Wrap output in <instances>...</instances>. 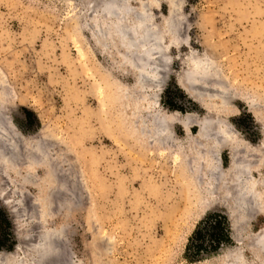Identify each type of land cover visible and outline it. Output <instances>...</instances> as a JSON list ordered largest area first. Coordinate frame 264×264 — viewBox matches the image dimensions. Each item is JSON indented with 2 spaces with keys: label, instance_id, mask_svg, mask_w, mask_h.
Wrapping results in <instances>:
<instances>
[{
  "label": "rangeland",
  "instance_id": "1",
  "mask_svg": "<svg viewBox=\"0 0 264 264\" xmlns=\"http://www.w3.org/2000/svg\"><path fill=\"white\" fill-rule=\"evenodd\" d=\"M100 2L0 0V130L16 139L0 146V264H264V0H129L159 27L169 60L158 85L98 46L88 9ZM191 65L200 102L178 85ZM205 116L250 143V171L226 149L215 171L190 161L192 121ZM162 118L170 141L153 137ZM213 212L231 241L192 258Z\"/></svg>",
  "mask_w": 264,
  "mask_h": 264
},
{
  "label": "bare ground",
  "instance_id": "2",
  "mask_svg": "<svg viewBox=\"0 0 264 264\" xmlns=\"http://www.w3.org/2000/svg\"><path fill=\"white\" fill-rule=\"evenodd\" d=\"M99 1L102 2V3L100 2L101 3L100 6L97 3V5H98L97 7H96V5H94L93 7H90L91 9L90 8L88 9L90 12V16L94 17V18L92 17L93 18L92 28H93V35L96 39V43L98 44V46H100L102 49H104V51H106L108 56H111V57L116 56V58L118 59V63H119L118 66L119 67H121V68L131 67L133 70H135V72H137V74L139 75L138 81L141 82L142 80L144 81L147 78H151V79H153L152 83H155L158 85L161 82L159 79V74H160L159 70H160L162 64H160V63L161 62L167 63L169 59L167 58V55L165 53L166 48H165V45L163 44V42L161 40L162 36L160 35V30H159L158 25L150 22V20H151L150 15L151 14H149L147 12V7H148L147 3H143V2L141 3L140 2L138 4L140 6L133 7L129 4V0H99ZM101 15H102V17H101ZM177 44L178 43L173 42L172 46L175 47V46H177ZM152 59H153V61H152ZM201 59L203 61L204 67L205 66L206 67L209 66L207 68L213 67V62L211 61V59H209L208 57H203ZM145 60H147V61L144 62ZM149 61H152L151 62L152 64H149L150 63ZM194 67H195V65L194 66L191 65L189 70H186V74H184V76L181 79H178V85L191 98H193L197 102L198 101L200 102V99H202V96L199 93H197L196 91H194L193 87L204 86V84L202 85L199 82H196L194 79L195 78L194 72H193V74H192V72H189V71L194 70ZM124 69H123V71H124ZM149 72H150V74L152 73V75H150ZM151 79H149V80H151ZM207 86H230V85L225 82L224 85H221L219 83V85L217 84V85H207ZM194 89H197V88H194ZM128 91H130V90H128ZM226 94H227V92L224 94L222 99L224 100L223 102L227 104L229 102L228 100H230V98H231V95L225 96ZM187 119H189V117H187ZM219 119L220 118H218L216 120H213L210 118H207L205 120L204 119L203 120L193 119L192 123L199 128L198 133L192 138V141L196 142V144H197L196 149H198V150L196 151V153L194 151L196 157L194 155H192L193 160L190 157V161H195V165L200 163L201 166H204V167L206 166V168H209L210 171H212V170L215 171L216 170L215 168L218 169V166L214 162L212 155L218 154L219 152H222L224 149H226V150H229L231 157H232V162H233L232 168L235 169L236 171L240 172V174H242L241 172H243L245 174V171H248V170L250 171V169L253 166L252 159H251V157H252L251 156L252 155L251 148L252 147H251L250 143L245 141L242 137L238 136V134L235 132V130L232 131L233 130V129H231L232 127H230L225 122L222 124V128L219 127L220 130H218L217 127H209L210 122L216 123L217 121H219ZM189 120L179 121V123L184 128H188L189 122H187V121H189ZM3 122H4V120H3ZM3 122L1 123L0 129L2 127H4V128L6 127L5 130L7 131L8 127L4 126L5 122L4 123ZM169 122L170 121L165 120L164 118H162L160 120L159 123H160L161 131H160V133L155 132L156 134H154V136H153L154 139L159 140V141H164V139L170 141V140L174 139L173 132H170L167 130ZM220 123L221 122H219V125H220ZM2 124H3V126H2ZM4 128H3V130H4ZM11 128L12 127H10V125H9V130H11ZM3 130H0V146H2V143H3V142H1V140L6 141V139H8L6 137H9V139H8L9 143L6 141V144H8V146H10L11 149L12 148L14 149L15 145L13 146V139H14L15 135H14L13 131L11 130V133H13L12 136H9V134L7 136V135H5ZM213 130H214V132H213ZM165 131H168V132L165 133ZM1 133L3 134L2 136H1ZM14 141H16V139H14ZM41 147H43V146H41ZM34 148L33 149L35 152L32 151L33 149L30 148L31 150L29 151V153L32 151V153H31L32 155L31 154L30 155L33 156L35 153V155L40 157V161H41L43 167H45V169H47V168L50 169V166L52 168V166L54 165V163H53L54 160L52 161L53 157L47 156L45 154V152H43L44 150L40 151V146L35 145ZM14 150H16V149H14ZM38 151H40V152H38ZM7 153L4 150H2L0 147V160L1 161H5V158L2 157L3 155H5V154L10 155V153L9 154H7ZM243 153H244V155H242ZM14 154H13V156H14ZM49 154L50 153H48V155ZM214 156H216V155H214ZM10 158H12V156ZM32 158H34V157H32ZM58 164H57L58 167H56V169L58 168L57 171H59L58 174L60 175V174L64 173V170L62 168L63 165L61 166L60 164L59 165ZM187 165H189V163H187ZM197 167L199 168V165ZM54 170L52 169V171H54ZM53 174H54V172H53ZM62 175H64V174H62ZM249 176H251V175L249 174ZM249 178H251V177H249ZM60 180H61V178H60ZM250 181H251V179H250ZM56 182H57V179H56ZM57 184H58V182H57ZM253 184L254 183H251V186ZM55 186H57V185H55ZM54 187H52V189ZM60 188H64V187H60ZM253 191H254V187H252V192ZM14 211L15 210L10 209L11 213ZM54 234H55V232H54ZM51 235H53V234H51ZM61 235H62V233H61ZM49 236H50V234H49ZM49 236H47L46 239H48V238L50 239ZM49 243L52 244V240H50ZM53 249H52V251H53ZM40 251H42L41 253L43 254V256L45 254L46 255L48 254V249L47 250L45 249V251L41 249ZM49 253H50V251H49ZM39 255H40V253H39ZM6 256H7L6 254H0V259L1 258L3 259ZM46 258H47V256H46ZM38 261H37V258H35V260L33 259L32 262H30L29 264H38ZM26 262L24 260H20L19 262L17 261L15 263L16 264H24ZM53 264H54V262H53Z\"/></svg>",
  "mask_w": 264,
  "mask_h": 264
},
{
  "label": "trees",
  "instance_id": "3",
  "mask_svg": "<svg viewBox=\"0 0 264 264\" xmlns=\"http://www.w3.org/2000/svg\"><path fill=\"white\" fill-rule=\"evenodd\" d=\"M231 241L228 217L222 212H213L206 216L187 247L192 258L219 250L223 244Z\"/></svg>",
  "mask_w": 264,
  "mask_h": 264
},
{
  "label": "water",
  "instance_id": "4",
  "mask_svg": "<svg viewBox=\"0 0 264 264\" xmlns=\"http://www.w3.org/2000/svg\"><path fill=\"white\" fill-rule=\"evenodd\" d=\"M202 118H206V119H207V118H209V116H205V117H202ZM210 119H211V118H210ZM198 130H199V128H198Z\"/></svg>",
  "mask_w": 264,
  "mask_h": 264
}]
</instances>
